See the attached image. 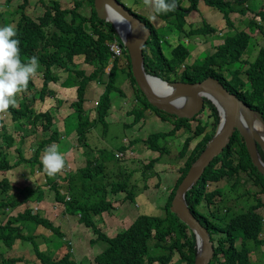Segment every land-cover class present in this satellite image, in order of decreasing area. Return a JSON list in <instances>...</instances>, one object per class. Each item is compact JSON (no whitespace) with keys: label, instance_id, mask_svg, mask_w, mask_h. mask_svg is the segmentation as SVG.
Returning a JSON list of instances; mask_svg holds the SVG:
<instances>
[{"label":"trees","instance_id":"obj_1","mask_svg":"<svg viewBox=\"0 0 264 264\" xmlns=\"http://www.w3.org/2000/svg\"><path fill=\"white\" fill-rule=\"evenodd\" d=\"M7 2L11 0H5ZM21 4L17 5L9 19L5 20L6 12L0 11V20L4 22L0 26V78L6 74L19 73L23 64L32 61L41 62L44 66V77L39 99L44 102L49 96L48 84L56 79L52 67L57 65L67 72L68 78L66 86L69 93L71 88L76 94V101L71 103L75 109L78 125L77 137L81 146H89L87 142V133L89 129L96 123L103 126L105 129L107 124L105 117L108 115L111 96L110 93L117 90L122 93L117 84V77L121 74V81L129 80L135 91L141 96V104L143 109L135 110L136 120L142 117L144 109L156 110L138 88L135 79L132 75L129 55L126 52V62L122 67H118L117 59L113 60V64L109 73L105 71L109 64L110 54L108 50V42L112 38L119 37L116 34L113 26L100 19L93 5V0H85L87 5L85 12L80 10L83 1H75L74 7L71 9L61 8L58 2H51L47 6L44 13L38 17L37 21L32 19L26 12L25 7L29 0H20ZM42 3L45 0H39ZM157 4V15L170 23L180 35L185 37H195L198 35H208L215 30V24L210 25L204 19L202 25L197 28L185 30L186 18L192 11H204L205 7L209 10H215L222 14V18L229 21V14L234 11L233 4L226 0H154ZM238 2V0H235ZM247 1V0H245ZM247 8H241L244 12ZM129 10H131L129 8ZM131 12L140 18L147 27L151 30L152 52L147 47L150 41L143 48L144 67L149 74L159 76L167 81H183V82H198L208 76L217 78L224 84L225 88L235 93L241 100L251 108H256L262 113L264 118V44L258 47L256 56L252 59L243 58L244 54L250 53L251 36L246 30L238 31L232 36H227L224 42L217 46L216 51L212 53H204L203 61H197L192 64H186V59L190 55L191 46L187 41H179L170 51V57H166L161 50L160 36L154 25L144 16ZM249 25L257 26L256 29L263 31L264 29V6L258 11V16ZM15 23L14 27H9V22ZM259 31V32H260ZM264 34V31H263ZM246 53V54H247ZM82 56L84 62L92 67L90 74L85 75L84 70H75L74 56ZM26 56V59L23 57ZM66 57L67 60L62 62ZM179 75V77H177ZM28 87H33L32 82L24 73ZM96 81L105 84L104 91L99 97L96 106L97 118L89 120L84 114L85 110L82 105L84 102V94L88 82ZM28 107V106H27ZM26 106L23 109H15L13 105L1 106L0 111H12L13 114L18 113L17 119L20 122L31 128L39 119H45L43 128L50 127L51 116L47 111L39 109H29ZM206 108L208 117L211 118L212 130L206 132L202 138L195 144L189 153L188 158L184 162L182 174L178 178L181 181L191 163L204 150L206 143L214 134L216 125L219 122V115L215 106L207 101ZM164 113V112H163ZM22 116V117H21ZM160 117L171 120L172 127L165 132H155L151 135L148 143V148L159 153L142 168L136 169V172L141 173L142 179L138 182H132L131 177L133 170L140 166L141 162L136 159H116L112 150L98 148L95 152L97 156L90 154L86 156L88 160L94 161L97 168H101L102 178L92 184L89 177V168L79 170L77 174L81 177V189L73 193L71 182L76 177V172H70L69 177L63 176L65 180L66 190L62 185L57 186L55 180L60 177L59 171L66 163L65 152L61 150V135L57 128L53 131L48 139L39 141V150L25 163L29 164V172L38 162L40 169L47 172L49 183H53L56 189L57 200L62 203L68 214L78 215V220L91 229L95 238L91 243L106 244L107 247L100 251L95 256V261L100 264H154L159 261L165 264L169 256L166 257L165 250L169 252L176 251L179 255V264H194L196 255L195 235L189 230L188 226L182 222L174 213L166 208L167 216L162 218L157 216V211L152 210L146 195L143 193L148 188V175L154 174L153 167L156 163L163 159L164 155H168L170 162H175V157L178 152L175 147V139L182 136L183 129L192 130L194 134L200 135L205 131V124L201 125L197 120V124L192 126L187 118H179L176 115L163 114ZM173 117L174 119H171ZM196 118V116H194ZM194 118V119H195ZM179 122V123H178ZM177 137L170 140V143L162 142V139L168 135L179 132ZM192 140V136H187L184 139L182 151L180 155L186 153L188 145ZM56 146L57 151L53 152L52 147ZM93 149H96L93 147ZM118 151H124L125 146L117 148ZM47 151L56 157L60 154V164H56L52 170H48L49 164H45L41 159V152ZM179 156V152H178ZM261 157L264 160V155L261 152ZM219 165V166H218ZM218 166V167H217ZM44 169H43V168ZM92 167V166H91ZM9 164L5 158H0V174L6 175L9 170ZM94 170L95 168L92 167ZM239 172H246L253 176L254 184L260 186L264 190V177L253 166L248 155L244 141L238 131H235L230 138L224 151L215 157L205 168L203 174L193 188L186 193V200L189 208L197 220L207 228L210 238L213 241L214 255L209 264H250V248L246 242L248 240L256 241L260 245L263 239L260 237L263 227V218L257 211L259 206L264 207V203L257 201V204H252L247 210H242L239 213H234L229 206L219 207L220 204L225 205V201H230L228 196H223L220 202L217 201V195H221V191L215 186L211 187L210 183L219 182L224 177L237 175ZM67 177V178H66ZM57 178V179H56ZM71 178V181H70ZM130 181V185H129ZM239 181L238 177L234 183ZM8 182V181H7ZM5 182V187L8 186ZM233 183V187L234 184ZM19 183H14L17 186ZM199 184V185H198ZM159 185V183H157ZM119 191L127 192V199L132 202L133 206L137 207L138 216L134 221L113 237H109L104 233L100 226L101 213L113 209L110 199L107 197L108 192L115 194ZM31 193L24 196L26 199ZM68 195L69 199H66ZM174 195L172 192L169 198L168 205ZM234 203H237L238 196H232ZM143 204L140 205L139 201ZM24 201H17V198L4 202H0V206H11V208L21 207ZM204 209L210 208L211 212L206 213L200 211V206ZM139 209V212H138ZM220 213V214H219ZM219 214V215H218ZM39 213H33V209L25 207L24 210L18 213L15 217L10 216L7 223L0 227V240L8 247H11L16 239L28 241L33 245L35 255L40 259V264H82L72 260L69 253L63 254L59 259H51L45 255V251L39 250L34 242V236L25 235L21 227L16 224L20 221L43 224L59 239L64 238L59 226H54L51 222L44 218H39ZM220 220V221H219ZM220 223H219V222ZM27 231H32L31 227L26 228ZM171 243H162L167 240ZM154 239L155 243H151ZM21 240V241H22ZM173 241V242H172ZM48 252V251H46ZM12 261V260H10ZM3 264H7L8 260H2Z\"/></svg>","mask_w":264,"mask_h":264},{"label":"rangeland","instance_id":"obj_2","mask_svg":"<svg viewBox=\"0 0 264 264\" xmlns=\"http://www.w3.org/2000/svg\"><path fill=\"white\" fill-rule=\"evenodd\" d=\"M58 2V5L61 8L71 9L74 7L75 1H83V5L80 10L85 12L86 3L85 0H45L42 3L39 0H29V3L25 7V12L34 20L37 21L38 17L41 16L46 7L50 6L51 2ZM124 3L128 8H131L133 11H136L140 15L146 17L157 29V33L160 36L161 49L163 54L166 57H170V51L175 47L179 41H187L191 46L190 55L186 59V64H192L197 61H203L204 53H212L216 51L217 46L224 42V39L227 36H232L238 31L246 30L251 36V45L250 53H245L243 58L252 59L256 56L258 52V47L264 44V34L260 29H256L257 26L249 25L252 20L258 16L259 9L264 6V0H226L230 1L233 4L234 11L229 14V24L225 18H222V14L216 12L215 10H209L205 7L204 11H192V13L187 16L185 30L188 31L191 28H197L202 25L203 20L205 19L207 23L212 25L215 24V30L213 33L208 35H198L195 37H185L184 34L180 35L179 32L171 27L170 23L167 24L166 20L161 19L157 13V4L152 0H119ZM21 4L20 0H11L8 4L5 5V0H0V10H8L10 13L13 12L17 5ZM247 8L244 12H241V8ZM13 16V15H12ZM11 15L5 17V20L9 19ZM171 25V26H170ZM15 23L13 21L9 22V27H14ZM260 31V32H259ZM152 38L148 48L152 52ZM26 59V56H23ZM67 60L66 57L62 59V62ZM73 62L75 63V70H84L85 75L90 74L92 67L84 62L82 56H74ZM126 62V56H122L118 61V67H122ZM112 64H108L105 71L109 73ZM22 70L27 74L28 79L32 82L33 87L35 88V95L33 98V107L34 109H39L41 111H47L51 116L50 127L48 129L43 128V122L45 119L37 120V123L31 128L22 126L24 124H19V122L13 121L12 123L15 126H19V129H10L6 136L14 135L18 137V134L22 133L24 137L20 141L22 149L26 154V158L30 160L33 156V152L38 145V141L43 139H48L53 131L58 128L61 139V150L65 152L66 162L59 171L60 177L58 180L64 182L62 178L70 174V172L76 169L78 166H81L85 163V146H81L77 137V125L78 120L76 116L75 109L72 107L71 103L76 101V94L74 93V87L71 88L69 93H66L68 90L66 86V80L69 77L67 72L63 68L55 65L52 67L54 76L56 79L52 80L48 84L49 96L46 97L44 102L40 105L39 95L41 93V88L43 84L44 77V66L41 62L32 61L30 63H25L22 67ZM123 76V73H121ZM121 74L117 77V84L119 89L122 91L119 92L114 90L110 93L111 103L108 109L109 113L105 117L107 127L104 129L102 125L96 123V128L94 125L89 129L87 133V142L98 148H105L107 150H116L120 146L124 145L127 141L135 137L143 138L153 132H165L172 127V121L165 119L167 122H164V118L160 117L165 113L157 112L156 110L151 111L149 109L143 110V119L139 121L138 124L133 126H125L124 124H130L133 121V117L127 116L130 110L137 106H141V99L138 92L135 91V88L131 85L130 81L124 80L121 81ZM179 77V75L177 76ZM14 83H23V80H20L19 77L15 74L8 75V78L5 79L0 85V90L5 89V94L11 98H16L19 92H13L12 86ZM30 88L27 92L23 93L21 97L31 93L34 88ZM105 84L96 81L88 82V85L85 89L83 109L86 111L84 114L88 117L89 120H94L97 118V111H94L99 97L104 91ZM14 107H16V102L13 101ZM19 105V103H18ZM203 109V108H202ZM157 114H156V113ZM174 119L173 117H170ZM9 121V118H7ZM5 119L4 123L0 124V132L3 134L9 126V122ZM197 120L200 121L201 125L205 124V131L196 135L192 130L183 129V134L180 137H177L180 133L176 132L175 134L168 135L167 138L162 139V142L170 143L169 139L177 137L175 139V147L179 148L187 136H192V140L188 147V152L191 151L192 147L202 138V136L212 130L211 122L212 120L207 117L205 110L203 109L200 114H197L195 119H191V129L192 126L197 124ZM141 122V123H140ZM143 122V123H142ZM179 123V122H178ZM16 144V141L15 143ZM49 147H52L53 152H56V146L49 144ZM140 144L134 145V151L140 154L142 159H149L154 156V154L148 152L145 148L141 149ZM182 146V145H181ZM181 146L179 150L181 149ZM16 145L10 147V153L8 158L11 161L19 159V155L16 149ZM40 148V147H39ZM38 148V150H39ZM41 159L44 160L45 164L52 165V169L56 164H60V154H57L54 157L47 151L41 152ZM97 156V155H95ZM175 162H170L168 155H164L163 159L160 160L161 163L155 167V173L152 176L148 177L149 188L144 191V194L149 196L150 207L155 209L157 216L166 217L164 210L160 209L164 207L165 201L170 189L174 184L176 178L180 175L183 168L185 158H179L178 152L175 157ZM20 164L16 167H13L12 171L8 173V178H11V181L8 183V186L5 190L0 187V201L4 202L7 199L12 200L17 198V201H24V205L18 208H11L10 206H0V227L7 223V220L10 216H14L16 213L22 212L25 207H42L46 216L51 220L54 226H59L61 232L64 235V238L59 239L55 236L50 230H46L45 227L39 226L34 227L32 223L18 222V224L23 233L27 235L34 236V242L37 245L39 250L45 251V255L50 256L51 259H59L63 254L69 253L72 260L75 262H80L82 259V264H94L95 256L102 250H104L107 245L102 243H91V240L95 238V235L91 232L90 228L80 223L78 220V215L68 214L65 210V207L61 203L54 202V198L50 195L39 194V189L37 188V183L42 181V177L36 178L30 171V174H24L22 170L23 167L29 168V164L20 160ZM38 162L35 164V169L38 168ZM219 166V165H218ZM217 166V167H218ZM33 167V171H34ZM51 169V170H52ZM28 170V169H27ZM32 171V172H33ZM174 172L175 176L172 174ZM69 177V175L67 176ZM66 177V178H67ZM239 179L237 183H234L235 180ZM6 178V177H4ZM7 178V179H8ZM139 179V176H137ZM57 179V178H56ZM9 180V179H8ZM253 176L249 175L246 172H239L237 175L231 177H224L219 182L210 183L209 188L217 187L221 191V195H217V201L220 202L223 196H228L230 201H225L219 205L221 209L223 207L229 206L233 209L234 213H239L242 210H247L252 204H257V201L264 203V190H261L260 186L254 184ZM71 181V178H70ZM14 183H19L17 186ZM72 183V182H71ZM159 183V185H157ZM199 183V182H198ZM235 184L234 187L232 186ZM199 185V184H198ZM72 190L78 188L77 182L72 183ZM41 188L40 185H38ZM51 192V191H50ZM31 193L26 199L24 196ZM233 195L238 196L237 203H234L232 198ZM124 198V195H118L116 200ZM139 204L142 205L143 201L140 200ZM115 211L113 212H102V231L106 233L109 237L114 236L118 232H121L137 218V207L133 206L132 210L129 204V200L124 198L120 204H116ZM163 205V206H162ZM200 211L209 213L212 211L210 208L204 209L200 206ZM154 211V210H153ZM259 214L263 218V227L260 237L263 239L262 243L258 245L256 241L248 240L246 246L250 248V264H264V208L261 206L257 209ZM139 212V209H138ZM220 214V213H219ZM218 214V215H219ZM220 221V220H219ZM218 221V222H219ZM220 223V222H219ZM27 227H31L32 231H27ZM35 228V229H34ZM171 236L167 238L166 241L162 243H171L168 241ZM22 240V239H21ZM173 242V241H172ZM151 243H155V240L152 239ZM48 251V252H46ZM33 250V245L25 240H16V243L12 247H8L0 240V264L2 260H8L7 264H40V259L35 255ZM166 257L169 256L168 261L165 264H179V255L176 251L169 252L165 250ZM12 260V261H10ZM147 264V263H145ZM154 264H160L156 262Z\"/></svg>","mask_w":264,"mask_h":264},{"label":"water","instance_id":"obj_3","mask_svg":"<svg viewBox=\"0 0 264 264\" xmlns=\"http://www.w3.org/2000/svg\"><path fill=\"white\" fill-rule=\"evenodd\" d=\"M94 10L100 19L113 26L126 47L132 75L148 103L167 114L191 119L203 108L206 98L219 112L220 120L214 135L190 167L176 190L171 205V210L195 234L197 253L194 264H209L214 255L213 242L208 230L191 213L185 193L196 182L204 168L223 152L235 131L243 138L253 166L264 177V161L258 151L260 148L264 154L262 113L244 103L235 93L228 91L215 77L208 76L198 82H166L147 74L143 48L151 37L150 28L119 0H94ZM151 80L155 83L151 84Z\"/></svg>","mask_w":264,"mask_h":264},{"label":"clouds","instance_id":"obj_4","mask_svg":"<svg viewBox=\"0 0 264 264\" xmlns=\"http://www.w3.org/2000/svg\"><path fill=\"white\" fill-rule=\"evenodd\" d=\"M152 1H154V0H152ZM10 2V1H9ZM9 2H7V1H5V5L6 4H8ZM121 2V1H120ZM122 3V2H121ZM124 4V3H123ZM93 5H94V0H93ZM125 5V4H124ZM125 7L129 10V8L125 5ZM131 9V8H130ZM132 10V9H131ZM131 10H129L130 12H131ZM1 11V10H0ZM4 12H6L7 13V15H5L4 17H7V16H9V15H12V12L10 13L8 10H3ZM133 11V10H132ZM133 12H136V11H133ZM132 13V12H131ZM137 13V12H136ZM139 14V13H138ZM0 20H2V19H0ZM3 21V20H2ZM107 22V21H106ZM3 23L4 22H1L0 21V26L1 25H3ZM117 34V33H116ZM118 35V34H117ZM152 35V34H151ZM118 37H119V35H118ZM115 38V37H114ZM113 39V38H112ZM111 39V40H112ZM117 39V38H116ZM119 39H120V37H119ZM118 40V39H117ZM123 46H124V44L122 43V41H121V39L120 40H118ZM149 41H150V39H149ZM110 42V41H109ZM108 42V43H109ZM147 44V43H146ZM125 47V46H124ZM109 50V49H108ZM162 50V49H161ZM126 52H127V49H126V47H125V51H124V54H123V56H126ZM163 52V51H162ZM109 54H110V52H109ZM127 54H128V52H127ZM127 57V56H126ZM121 58V57H120ZM120 58H118L117 60H119ZM110 63L111 64H113V61L112 62H110V59H109V65H110ZM24 65V64H23ZM23 67V66H22ZM145 68V67H144ZM21 71H22V73L21 74H19V73H11V74H15V75H17L18 77H19V79L20 80H23V83L21 84V83H14L13 84V86H12V91L13 92H19V94H18V96L16 97V98H11V97H9L7 94H5L4 92H5V89L4 90H0V107L1 106H7V105H9V104H11V105H13L14 106V103H13V101H15L16 102V107H14L15 109H19V110H21V109H23V106H28L27 107V110H29V109H34V107H33V98H34V95H35V88H34V90L31 92V93H29V94H27V95H24L23 97H21L20 99H19V97L23 94V93H25V92H27L30 88H32V87H28V84H27V80H26V78L24 77V71L22 70V68H21ZM147 73V72H146ZM26 74V73H25ZM147 74H149V73H147ZM8 75H10V74H6V75H4L2 78H0V85L2 84V82L5 80V79H7L8 78ZM152 77H157V78H160V79H162L161 77H159V76H155V75H152V74H150ZM162 80H164V79H162ZM164 81H166V82H173V81H167V80H164ZM176 81H178V80H176ZM155 83V82H154ZM154 83H151V84H154ZM223 84V83H222ZM224 85V84H223ZM157 87H161V86H158L157 85ZM225 87V86H224ZM207 101H209V102H211L210 100H208V99H204V106H203V109L205 110V114L207 115V117H208V111H207V108H206V102ZM18 103H19V105H18ZM43 102H42V99L40 100V102H39V104L41 105ZM212 103V102H211ZM98 104V103H97ZM177 104H179V103H177ZM213 104V103H212ZM214 105V104H213ZM215 106V105H214ZM143 107V105L141 104V106L140 107H137V106H135V107H133L131 110H130V112H129V114L127 115V116H131V115H133V116H131V117H133V121H132V123H130V124H124L125 126H133V125H135V124H138L139 123V121H140V119H141V121H142V119H143V115H142V117L139 119H137L136 120V115H135V109L134 108H137V109H143L142 108ZM154 107V106H153ZM156 108V107H155ZM215 108H216V106H215ZM157 109V108H156ZM203 109H201L200 110V112L203 110ZM217 109V108H216ZM256 109V108H255ZM150 110V109H149ZM158 110V109H157ZM94 111H96V107H95V109H94ZM151 111H153V110H151ZM158 111H160V110H158ZM86 112V111H85ZM161 112H163V111H161ZM200 112L199 113H197V114H200ZM217 112H218V110H217ZM144 113V112H143ZM156 113V112H155ZM165 113V112H164ZM157 114V113H156ZM197 114L195 115V116H197ZM18 115V113H16V114H13L12 113V111H7V110H5V111H0V124H2V123H4V121H5V119L7 120V118H9V126L8 127H5V128H8L7 130H6V132L5 133H1L0 132V158H5L6 159V161L8 162V164H9V170L7 171V173H6V175H1L0 174V187L3 189V190H5L6 189V187L4 186L5 185V182H7V184L11 181V178H8V173L10 172V171H12L13 169V167H16V166H18L21 162H20V160L21 161H23V162H26L28 159L26 158L27 156H26V154L24 153V151H23V149H22V146H21V144H20V141L22 140V138L24 137V135L22 134V133H20V134H18V137H16V136H14V135H9V136H6V133L11 129H19V126H15L12 122L13 121H15V122H19V124H22L21 122H20V118H18L17 119V117H15V116H17ZM170 115H173V114H170ZM218 115H219V112H218ZM161 116V115H160ZM22 117V116H21ZM195 117H193V118H191L192 120L194 119ZM209 118V117H208ZM191 119H189L190 121H191ZM211 119V118H210ZM219 120H220V117H219ZM105 122H106V118H105ZM141 123V122H140ZM143 123V122H142ZM219 123V122H218ZM22 126H25V125H22ZM1 127V126H0ZM25 127H27V126H25ZM216 127H217V125H216ZM216 127H215V130H216ZM57 130H58V128H57ZM187 130V129H186ZM215 130H214V133H215ZM62 132V131H61ZM153 133H155V132H153ZM153 133H150L149 135H147L146 137H143V138H138V137H135V138H133V139H131V140H126L127 142L124 144V146H125V150L124 151H118L117 149L116 150H112L113 152H114V157L116 158V159H121V160H123V159H136V160H139L140 162H141V165L140 166H134V167H136L135 169H130V170H133L134 172H133V175H132V177H131V181L132 182H138V180H140V179H142V175H141V173H139V172H136V169H140V168H142V166L143 165H146V164H148L149 162H150V160L152 159V158H154V157H157L158 155H159V153L158 152H156V151H153V150H151V149H149L148 148V145H149V143H148V141H149V139H150V137H151V135L153 134ZM214 135V134H213ZM233 135V134H232ZM212 138V137H211ZM243 139V138H242ZM15 141H16V144H14L15 143ZM182 143H181V145L183 146V143H184V140L182 139ZM244 141V140H243ZM38 143V145H37V147H36V149L34 150V152H33V155L38 151V147H39V141L37 142ZM90 144V143H89ZM135 144H140V148L141 149H143V148H145L148 152H150V153H152V154H154V156H152V157H150L149 159H142L141 157H140V154L139 153H136L135 151H134V145ZM207 144V143H206ZM244 144H245V142H244ZM12 145H16L17 147H16V149H17V152H18V155H19V159H17V160H14V161H11L10 160V158H8V155H9V149H10V147L12 146ZM180 145V146H181ZM180 146H179V148H180ZM182 146H181V148H182ZM195 146V145H194ZM193 146V147H194ZM206 146V145H205ZM93 147H95L96 149H93ZM187 147H189V145L187 146ZM192 147V148H193ZM246 147V146H245ZM56 148V147H55ZM179 148H178V152H179V158H185V160L188 158V156H189V153L191 152V151H189L188 152V149H186V153L182 156V155H180V151H182V149H180L179 150ZM226 148V147H225ZM224 148V149H225ZM85 149H86V152H85V159H86V161H85V163L83 164V165H81V166H78L76 169H74V170H72L71 172H76L75 174H76V177L75 178H73L72 179V183H76L77 182V186H78V188L76 189V191L78 192L80 189H81V182H80V180L79 179H81V177L77 174V172L79 171V170H82V169H84V168H89L90 170H89V177H91V179L90 180H92L91 182H92V184H95L96 182H98L101 178H102V174H101V168L100 167H98L97 168V164L98 163H96V162H94V161H90V160H88L87 159V157L86 156H90V154H93V155H98V153L97 152H95L96 150H98L97 149V147L96 146H93V145H89V146H87V147H85ZM106 151H107V149H105ZM192 150V149H191ZM224 151V150H223ZM258 151H259V153H260V156H261V152H262V150L260 149V148H258ZM202 153V152H201ZM262 154H263V152H262ZM264 155V154H263ZM64 156H65V154H64ZM199 157V156H198ZM198 157L191 163V165H190V167L192 166V164L198 159ZM217 157V156H216ZM261 159H262V157H261ZM185 160H184V162H185ZM69 161V160H68ZM68 161H66V162H68ZM262 161H264L263 159H262ZM161 163V161L160 162H158V163H156L155 165H154V167H153V170H154V172H155V167L156 166H158L159 164ZM173 164V163H172ZM99 165V164H98ZM209 165V164H208ZM207 165V166H208ZM94 167L95 169L93 170L92 169V167ZM183 166H184V164H183ZM206 166V167H207ZM190 167H189V169H190ZM205 167V168H206ZM43 168V167H42ZM205 168H204V170H205ZM44 169V168H43ZM52 169V165H49L48 166V170H51ZM189 169L187 170V172L185 173V175L183 176V178L181 179V181L180 182H178V178L181 176V174H182V170H181V173H180V175L176 178V180H175V182H174V184L172 185V187H171V189H170V193L168 194V196H167V199H166V201H165V204H164V207L163 208H160V209H162V210H164V212L166 213V208L168 207V209H169V211H171L172 213H174L172 210H171V205H172V201H173V199H174V196H175V193H176V190L179 188V186H180V184H181V182L183 181V179H184V177L186 176V174L188 173V171H189ZM20 170H22L23 171V173L24 174H30V172H29V170L30 169H28L27 170V168H25V167H23L22 169H20ZM204 170H203V172H204ZM32 171H33V168H32ZM172 172V174L175 176V174H174V172L173 171H171ZM203 172L200 174V176H199V178L196 180V182L191 186V188H193L197 183H198V181H199V179H200V177H201V175L203 174ZM36 178H39V176L40 177H42V181L40 182V183H37V188L39 189V194H46V195H50V196H52L54 199V202H56V203H60V202H58V200H57V198H56V196H57V193H56V189H54V187H53V183H49V181H48V179H47V172L46 171H44V170H42V169H40V164L38 165V168H36L35 169V167H34V171L33 172H31ZM30 176H31V174H30ZM137 176H139V179L137 178ZM149 176H152V175H148V177ZM4 177H6V178H4ZM9 180H8V179ZM59 178V177H58ZM55 183H57V186H59V185H62L63 186V188L66 190V187H65V183L64 182H60V180H55ZM72 183H71V186H72ZM147 183H148V179H147ZM38 185H40L41 186V188H39L38 187ZM129 185H130V181H129ZM73 187V186H72ZM148 188H149V183H148ZM148 188L147 189H145V190H148ZM190 188V189H191ZM189 189V190H190ZM144 190V191H145ZM189 190H187L186 191V193L189 191ZM51 191V192H50ZM73 191V193L75 192V190H72ZM144 191H143V193H144ZM172 192H174V195H173V197H172V199H171V201H170V204L168 205V202H169V198H170V196L169 195H171L172 194ZM186 193H185V200H186ZM118 195H124V198H126L127 199V192L126 191H119V192H117V193H115V194H112V193H110V192H108V195H107V197L110 199V201H111V203H112V207H113V209H111L110 210V212H113V211H115V207L116 206H118V205H116V204H120L122 201H124V198H122V199H120V200H116V197L118 196ZM146 195V197L149 199V196L147 195V194H145ZM169 197V198H168ZM66 199H69V197H68V195L66 196ZM1 202V201H0ZM186 203H187V205H188V207H189V204H188V202H187V200H186ZM62 204V203H61ZM129 204H130V207H131V210H132V207H133V204H132V202H129ZM163 206V205H162ZM11 207V206H10ZM259 207H261V206H259ZM15 208H18V207H15ZM28 208H31V207H28ZM264 208V207H263ZM13 209V208H12ZM31 209H33V213H39V218H44V219H46V220H48L49 222H51L52 224H53V222L51 221V220H49V218L46 216V214H45V212H44V209L40 206V207H33V208H31ZM190 209V208H189ZM14 210V209H13ZM191 211V210H190ZM104 212H109V211H104ZM20 213V212H19ZM191 213H192V211H191ZM18 213H16L15 215H14V217L17 215ZM175 214V213H174ZM193 214V213H192ZM176 215V214H175ZM166 216H167V213H166ZM177 216V215H176ZM196 218V217H195ZM197 219V218H196ZM182 221V220H181ZM183 222V221H182ZM100 223H102V218L100 217ZM200 223V222H199ZM32 224L34 225V227L36 228V227H39V226H43L44 227V225L43 224H40V225H37V224H35V223H33L32 222ZM201 224V223H200ZM54 225V224H53ZM203 226V225H202ZM34 228V229H35ZM46 228V227H45ZM100 228L102 229V225L100 226ZM189 228V227H188ZM206 228V227H205ZM207 229V228H206ZM46 230H49L48 228H46ZM91 230V229H90ZM189 230H191L190 228H189ZM192 231V230H191ZM193 232V231H192ZM195 235V234H194ZM210 235V234H209ZM113 237V236H112ZM211 239V238H210ZM16 240H20V239H16ZM16 240H15V243H16ZM21 241V240H20ZM212 241V240H211ZM213 242V241H212ZM195 243H196V238H195ZM12 247V246H11ZM214 247V246H213ZM196 253H197V244H196ZM196 256V255H195ZM5 260V259H4ZM194 260H195V258H194ZM83 261V259L80 261V262H82ZM156 262H159V261H155L154 263H156ZM3 263V262H2ZM76 263H79V262H76ZM94 264H100V263H98V262H96L95 261V258H94ZM161 264V263H160Z\"/></svg>","mask_w":264,"mask_h":264},{"label":"built area","instance_id":"obj_5","mask_svg":"<svg viewBox=\"0 0 264 264\" xmlns=\"http://www.w3.org/2000/svg\"><path fill=\"white\" fill-rule=\"evenodd\" d=\"M108 49L110 52V62L122 57L125 51V47L116 38H113L108 43Z\"/></svg>","mask_w":264,"mask_h":264},{"label":"bare ground","instance_id":"obj_6","mask_svg":"<svg viewBox=\"0 0 264 264\" xmlns=\"http://www.w3.org/2000/svg\"><path fill=\"white\" fill-rule=\"evenodd\" d=\"M151 83H154V81H153V80H151ZM158 86H160V85H158Z\"/></svg>","mask_w":264,"mask_h":264}]
</instances>
